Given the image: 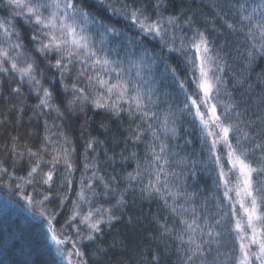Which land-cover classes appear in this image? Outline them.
<instances>
[{
  "label": "snow or ice",
  "instance_id": "6c2138e0",
  "mask_svg": "<svg viewBox=\"0 0 264 264\" xmlns=\"http://www.w3.org/2000/svg\"><path fill=\"white\" fill-rule=\"evenodd\" d=\"M162 2L156 0L152 12L143 0H119V7L113 3L106 5V10L113 16L129 21L141 36L158 41L160 47V52L156 53L140 43V37L135 40L126 37L127 44L118 45L115 50L120 55L122 47L123 56L110 59L111 53L97 47L90 33L93 29L100 32L101 45L109 34L120 37L122 33L89 12L85 0H6L10 14L0 19V77L18 79L16 87L11 89V94L18 97L23 96V85L27 82L29 94L38 97L34 110L48 109L63 118L65 98L59 97L57 102L50 87L42 84L45 69H55L64 93L71 90V98L66 101L67 112L74 114L77 103L83 110V105L90 102L95 109H105L118 119L127 114L130 121H139L131 128L126 140L131 139L135 144L150 133L151 139L144 141L145 163L137 162L133 172L123 179L129 185L137 182L144 198L155 197L162 202L160 210L165 214L162 218L155 216L153 220L160 237L174 242L175 264H264V76L258 75L261 91L253 97L255 86L248 83L245 74L258 58H264V0H225L226 7L215 9V18L221 22V27L216 28L213 21L215 36L207 27L197 26L194 14L185 16L181 12L164 16ZM17 17L22 18L30 30L27 40L14 22ZM221 39L223 42L217 44ZM233 45L235 58L244 59L245 65L232 87L235 90L248 83L239 101L234 99L233 91L228 90L225 79L228 62L224 49ZM137 48L141 49L139 53ZM37 53L47 61L39 76ZM172 54L183 57L184 79L179 78L176 67L169 63ZM161 64V79L171 76L172 85L184 97L180 112L191 117L190 123L199 128L202 150L207 151V158L202 163L213 176L216 189L214 211L208 199L199 207L193 203L195 195L176 182L181 174L169 171L171 156L175 153L169 151L167 140L178 139V128L171 106L163 118L153 110L159 103V98L153 97L156 96L155 73ZM73 69H76L74 76L71 75ZM69 76L72 78L70 86L67 83ZM55 79L53 75L51 80ZM225 96L227 99L223 98ZM61 136L63 143L51 151L47 144L55 145L56 142L47 136L39 151L25 146L29 166L24 176H16L14 171L24 160L25 152L17 154L18 137H12L13 170H9L5 160H0V186L11 191L9 181H21L15 184V189L19 190L15 194L26 202L24 206L29 211L35 210L42 218L44 247L51 252L50 241L62 262L89 264L80 242L83 239L95 242L98 236H103L104 226L110 229L114 222L121 220L127 205L128 188L118 192L117 177L106 180L96 168V158L88 161V150L95 151L94 145L103 143L96 138L89 139L85 144L84 173L92 169L91 176L82 173L70 215L57 228L56 223L66 207L65 201L69 199L64 189H73L70 177L75 169L72 162L75 149L65 147L71 142L64 133ZM44 154L51 155V159L45 160ZM131 155L136 157L135 152ZM61 161L66 174L53 192L54 173ZM197 163L200 162L193 163L194 169ZM42 166L48 170L42 171ZM192 175H196L195 171ZM5 176L8 180L3 179ZM145 176L147 183H144ZM94 181L102 185V194L106 198H115L114 204L93 206L95 198L101 195ZM24 185L32 186L33 191L25 192ZM53 199L59 204L50 208ZM84 205L88 206L87 211L83 210ZM128 222L132 223L131 216ZM82 227L87 229L86 233L82 232ZM68 228L75 232V238L68 233ZM69 243L71 249L66 247ZM165 249L166 253H172L173 245L166 244ZM18 251L24 258L16 264H35L31 259V247L26 249L21 244ZM107 251L96 246L92 252L95 264H100V257L107 255ZM149 264H161L159 251L151 253Z\"/></svg>",
  "mask_w": 264,
  "mask_h": 264
},
{
  "label": "trees",
  "instance_id": "16d2710c",
  "mask_svg": "<svg viewBox=\"0 0 264 264\" xmlns=\"http://www.w3.org/2000/svg\"><path fill=\"white\" fill-rule=\"evenodd\" d=\"M143 2L148 4V10L152 12V5L155 4L156 0H143ZM108 3H113L115 7L120 6L119 0H105L104 3H100L99 0H85V7L89 12L93 13L105 24L115 27L122 33L120 37H114L109 34L101 45L100 41L102 37L100 32L93 29L90 35L96 42L97 47H102L111 53L110 59H120L123 56V48L119 49L120 55H117L115 51L117 46L127 44L126 37H130L133 40L140 37V43L145 47L156 53L160 52L158 41L153 42L151 37L145 38L141 36L138 29L130 26L129 21L119 16H113L106 10ZM217 6L226 7L225 0H163L161 9L164 16L178 15L181 12L185 16L194 14L198 21L197 26L201 29L207 27L208 31L215 36L216 33L212 32L213 21L215 20L216 28L221 27V22L215 18ZM9 14L10 9L7 6L6 0H0V19L9 17ZM14 22L27 40L31 33L28 26L24 24L23 19L17 17ZM183 22V20L180 21L181 24ZM229 39L233 38L229 37ZM222 42L223 40L221 39L217 41V44ZM234 49L235 45L224 49V52L227 53L225 59L228 62L225 79L228 81V90L233 91L234 99L239 101L241 100V93L246 92L248 83L255 86L252 93L253 97L261 91L257 77L258 75L264 76V58H258L245 71L248 83H245L242 88L237 86L234 90L232 86L235 83L236 77L244 70L245 65L244 59L235 58ZM140 51V48L136 49L137 53ZM36 56L40 61L39 68L37 69V75L39 76L40 69L45 68L47 61L39 57L38 53ZM169 63L176 67L179 78L184 79L186 73L184 71L183 57L179 54H172ZM124 67L125 69L128 68L127 60H125ZM162 70L163 65L161 64L155 73L154 88L156 96L153 99L158 97L159 103L153 110L163 118L164 112L171 106L172 112L175 113L178 128V139L168 138L167 140L169 151L175 153V155L171 156L169 171L181 174L176 182L180 183L188 193L195 195L193 203L199 207L205 199H208L214 211L215 199L213 194L216 193V189L213 184V176L202 163L207 158V151L202 150L199 128L190 123L191 117L186 113L180 112L184 97L172 85L171 76L167 77L166 80L161 79L159 73ZM75 73L76 69H73L71 75L74 76ZM53 75L56 77L55 81L51 80ZM132 76L135 77L134 70ZM59 81V73L55 69H45V77L42 81L43 86L50 87L57 102L59 97L65 98V103L62 105V111H65L63 118H59L55 111L48 109L34 110V105L38 103V97L34 93L29 94L27 82L23 85V96L18 97L11 94V89L16 87L18 79L11 76L0 77V160H5L9 170H13L11 167L12 137L17 136V154L25 152V158L14 171L16 176H24L29 166L27 148L25 146L32 148L34 151H39L41 144L46 143L44 137L47 136L50 141L56 142L55 145L52 143L47 144V147L51 151L54 147H58L63 143L64 137L61 136V133L67 136L71 143L64 146L70 150L75 149V152L72 154V162L75 169L70 177L73 182V189L71 191L67 187L64 189L69 199L65 201L66 207L63 209V214L56 223V227L59 228L60 224H63L64 220L70 215L69 210L72 208V200L76 199V192L80 188L81 176L84 173L86 142L91 138L103 141L102 144L94 145L95 151L88 150L87 159L88 161H92L93 157L96 158V168L99 170V174L104 176L106 180H110L112 176L117 177L118 192L122 191L125 187L128 188V192L125 194L127 205L120 221L114 222L110 229L104 226L102 237L98 236L95 242L86 239L80 242V248L89 260V264H95L92 252L95 251L97 245L108 250L107 255L100 257V264H149L151 253L156 251H159L161 254V264H175L174 242L170 238L160 237L158 226L153 220V217L160 216L162 218L165 214L160 210L162 202L158 201L155 197L151 200L144 198L140 192V185L137 182L129 185L123 179L127 173L133 172L137 162L144 165L146 147L144 141L151 139L150 133L144 135L143 141L135 144L131 139L126 140L131 128H134L135 123L139 121H130L127 114H122L118 119L105 109H95L90 102L83 105V110H81V105L77 103L74 114L67 112L66 101L71 98V90L69 89L68 93H64ZM67 83L69 86L71 85V76L67 78ZM223 98L227 99L226 96ZM21 108H23L22 112L20 111ZM45 121H47V127L45 126ZM156 126L159 127V125ZM161 138H164L162 133ZM185 141H191V143H185ZM133 152L136 153L135 158H132L131 154ZM124 157H128V159L125 160ZM44 159L50 160L51 155L44 154ZM194 162H200L196 164L195 169L193 168ZM47 170L46 166H42V171ZM193 171L196 173L195 176L192 175ZM91 173L92 169H89L84 174L91 176ZM65 174V165L61 161L56 166V172L54 173L55 185L52 189L53 192L56 191V185L60 184ZM3 179L8 180V177L5 176ZM9 183L12 186L11 191L8 188L0 186V261H3V264H16V262L23 259L24 257L18 251L20 245L23 244L26 249L31 247L33 250L31 259L35 261V264H52L54 260L56 264H68L67 261L62 262L55 255L54 246L51 245L50 241L49 248L52 251L49 252L44 247L43 229L40 227L43 223L42 218L39 217L35 210L29 211L24 206L26 202L15 194L19 191L15 189V184L21 183V181L11 180ZM94 183L98 185L96 190L101 195L95 198L93 206L103 205L104 207H108L109 204H114L115 198L108 199L102 194L103 188L102 185H99V181H94ZM144 183H147L146 176ZM24 190L25 192H32L33 187L24 185ZM58 204L59 201L53 199L49 207L55 208ZM83 210L87 211L88 206L84 205ZM129 216L132 217V223L128 222ZM76 223H78V220ZM82 232L86 233L87 229L82 227ZM68 233L75 238L76 234L71 228H68ZM14 243L15 247H13ZM166 244L173 245L172 253H166ZM66 247L71 249V244H67ZM227 250L221 249V251ZM72 259L76 258L72 257Z\"/></svg>",
  "mask_w": 264,
  "mask_h": 264
}]
</instances>
